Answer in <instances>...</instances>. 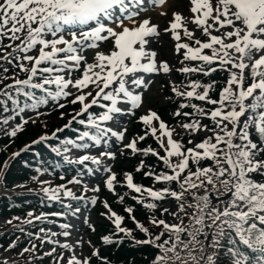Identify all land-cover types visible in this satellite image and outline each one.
<instances>
[{"label":"snow or ice","instance_id":"obj_1","mask_svg":"<svg viewBox=\"0 0 264 264\" xmlns=\"http://www.w3.org/2000/svg\"><path fill=\"white\" fill-rule=\"evenodd\" d=\"M179 2L184 14L174 11L162 29L174 37L172 55L164 58L157 55L159 26L142 13L165 0H0V61L14 64L11 77H0V135L8 141L2 148L38 122L26 113L39 117L50 114L40 111L49 104L50 111L79 104L66 124L30 141L49 143L55 154L30 179L51 201L99 202L100 217L111 225L99 236L101 246L91 239L70 243L69 224L62 232L41 227L31 237L41 248L53 245L40 252L52 264H113L101 248L124 239L153 246L149 264H264V0ZM153 73L167 80L174 125L151 109L137 116ZM133 117L142 127L129 134ZM74 123V136L51 144ZM29 147L10 153L0 172ZM117 162L124 164L119 172ZM57 171L63 183L41 179ZM102 186L119 210L100 198ZM69 212L81 209L67 203L53 215ZM48 215L33 209L23 219L31 224ZM17 247L12 240L7 250ZM37 251L30 239L16 256L31 264ZM0 264L20 262L3 256Z\"/></svg>","mask_w":264,"mask_h":264},{"label":"rangeland","instance_id":"obj_2","mask_svg":"<svg viewBox=\"0 0 264 264\" xmlns=\"http://www.w3.org/2000/svg\"><path fill=\"white\" fill-rule=\"evenodd\" d=\"M146 3H148V0ZM187 3L190 4V0H187ZM161 6L162 7L154 6L151 10L143 12L142 16L143 17H151L152 22L156 23L159 26V30L161 31V35L158 38V42H159V50L157 51L158 57L170 58L172 55L174 37H170L167 33H164L162 31V29L165 27L166 22H170L171 19H174V16H173L174 11H179L183 15L185 12V6H184V4L180 3L179 0H169L166 7H164V5H161ZM189 11H190V9H189ZM161 13H165V14L161 15ZM152 47H153V50H157L155 45H152ZM0 55H3V53H0ZM92 56H93V52L88 51L87 57L89 60H91ZM5 68L8 69L7 73L4 72ZM13 69H14V64H9V63H5L3 61H0V77H4L5 75L11 77ZM16 71L18 72V70H16ZM18 74L20 75V78H23L22 73L18 72ZM149 75L152 78L153 82H152L150 88L145 91L144 104H143V107L140 108L139 111L137 112V116L140 114H143L145 109H151V110H155V111L160 109V110H163L164 112H169L168 111L170 108L169 104L172 102L171 100L168 99V97L172 94L170 93L169 88L165 86L167 83L165 76H163L161 73H153V74H149ZM174 78L177 81L180 80V77H176L175 74H174ZM4 83H11V79H5ZM0 85L3 86V84H0ZM76 108L77 109L79 108V104L77 105ZM170 110H171V108H170ZM62 111L65 113V116L63 118H61L59 114H56V113L51 114V112H50V114H46V115L39 116V117H37L34 113H31V112L26 113V115H32L33 119H36L38 122L35 124L32 123L33 126H30V127H29V125H30V123H29L26 126V130L24 132L30 133V131L33 132L32 130H34V131L37 129L39 130L40 127L45 128L43 126V123H41V121H46L47 125H48L47 127L51 128V129H49V130L43 129L42 130L43 132L40 135L44 134L45 132L53 131L56 127H60L62 124H64L69 118L68 114H70L72 112L71 111V112L67 113V111L65 109ZM46 113H49V112H46ZM169 113L166 115H169ZM135 120H136V118L133 117L130 120H128V122L126 124V126L130 130L129 134H131L133 130H137V129L141 128V125L135 123ZM174 137H175V133H174ZM5 141H7L6 137H4L2 140H0V143L5 142ZM14 151H17V147L14 145V143H12V144L8 145L6 151L2 149V150H0V153L1 154L4 153L7 157L5 159H8L10 153H12ZM3 161L0 164H2ZM122 167H124V164L122 162H117L116 165L114 166L113 170L119 172ZM12 169H13V167H12ZM12 173L13 172H11V174ZM4 176H5L4 172H0V182H2V183H0V188H3L4 186L6 187L7 182H10V188H12L13 190H18V189L22 188V189L27 190L28 193L36 195L40 199H47L40 192L41 186L37 182L28 181L26 183H23V182L17 181V180L11 182V180H10L11 175H9L8 179L2 180L4 178ZM41 179L51 180L53 184H59V183L64 182L63 180L60 179V175H57V174H44V175H41ZM92 180L94 183L97 182L95 177H93ZM1 184H2V186H1ZM17 184H22L23 187H17L16 186ZM70 187H73V190L76 192L77 195L80 194V189L78 186L73 185ZM86 195L91 196V195H94V193L89 192ZM109 196L110 195L107 194V190L104 189L102 186L100 198L104 199V198L109 197ZM66 199L67 198H65V200ZM46 201L47 202H59V201H51L49 199H47ZM52 204H54V203H52ZM80 209H81V212L79 214L72 215V213L70 212L68 214L69 217L66 219V221H67L66 223H68L69 225L72 226L70 229H68L71 232V236L68 238L69 242L74 243L77 239H84V240L91 239L93 244H96L97 246H101L100 243L96 240V238L94 236V234H96V233H92L88 229V225H87L86 221L90 220L92 223H94L96 225L97 228L99 227L100 223H105L99 215V213L103 211L102 205L99 202L95 205H93L90 202V205L86 204L84 207H81ZM6 221H7L6 218H3L0 216V228L1 229H11L13 226L16 225V223H18V222L23 223V218L21 217L20 220L12 219L11 223H6ZM33 222H34L36 230L30 231L26 234V239L21 241V243H23V244L19 245L17 252H19L21 248L28 247L29 244H27L26 242L28 241V238H31V240H33V243H36L37 247H38V251L34 254L35 258L33 261L36 262V264H43V263L44 264H52V261L50 258H42L40 256V252L47 251L51 245H49V244L45 245L44 244L43 247L41 248L39 246L38 240L36 241V239L32 238L31 234L38 232L41 227L47 229V227H45L47 225H49L48 229H51L53 232H62L64 229L62 228V226H60V229L57 228V226L54 223H51V224H44L43 223V224H41L42 221H37V222L33 221ZM66 223H64V224H66ZM57 229H59V230H57ZM57 238L60 239L61 241H63L65 239L63 236H59ZM56 248H58L56 250L57 252L62 251V249L60 247L57 246ZM84 251H85V254H87L90 251L87 244H85V246H84ZM17 252H15V251L9 252L7 250V247L3 248L0 251V258H2L3 256H10L12 258L19 259L20 257L16 256ZM26 255L27 254H25V256Z\"/></svg>","mask_w":264,"mask_h":264},{"label":"trees","instance_id":"obj_3","mask_svg":"<svg viewBox=\"0 0 264 264\" xmlns=\"http://www.w3.org/2000/svg\"><path fill=\"white\" fill-rule=\"evenodd\" d=\"M0 87L3 86L0 85ZM173 106L176 107L175 104ZM0 114H3L2 109H0ZM30 126H33V124L30 123L29 127ZM40 128L39 130H32L33 132L30 131V133L24 132L19 134L14 141V145L17 147V150L23 148L24 144H30L31 140L36 139V137L43 132V129H51L48 127ZM74 135L75 133L67 131L61 134L60 136L64 138L65 136L71 137ZM3 138L4 136L0 135V140H2ZM6 143L7 141L0 143V150L3 149L2 146ZM54 156L55 155L51 153L50 150L43 144H31V147H29V149L20 152V155L18 157L10 160V167L7 168L6 174L4 172L5 176L2 180L8 179L9 175H11V182L17 180V178H19L20 180H29V175L35 173L36 168L41 167L45 160H47L48 163H51L52 158ZM5 158H7L6 155L4 153H0V163ZM55 158L58 159L57 157ZM25 161H27V163H25ZM132 163H135V161H133ZM11 172L13 173L11 174ZM143 183L150 185L151 181L145 178L143 180ZM157 186L159 187V185ZM213 193L215 196L214 198L211 197V192L209 193V195L211 199L215 201L217 199V194L215 192ZM29 200L32 201L31 205L28 204ZM113 205L118 206L115 201ZM28 207H32L34 210L44 213L54 212L57 208L60 211L64 210V207L62 205L59 206V209V207L55 208L53 206L43 203L42 201H38V199L34 196L28 195L25 189L20 188L18 190H13L12 188H10V182H7L6 187L4 186L3 188H0V216L10 218L11 220L13 219V217L16 216L24 218L27 214ZM136 215L137 219L141 221L145 220V215L142 212L138 211ZM43 223L44 222H42L41 224ZM127 226H132V222L130 220L127 221ZM109 228H111V226H104L103 224L102 226H99L97 228L96 238L100 240V234L105 233L106 229ZM29 230H35L34 222H32L31 224H27L24 223V219L23 223L18 222L11 229L0 228V251L3 248H6L8 243L12 240H16L18 241V244H22L21 241L26 236L25 232ZM155 230L158 229H154V231ZM21 234L23 235V237L19 236ZM101 251L103 255H107L109 257L113 264H149L155 254V249L153 246L137 245L130 239H124L122 243L116 244L115 246H103L101 248ZM17 260H19L20 264H25L23 258L20 257Z\"/></svg>","mask_w":264,"mask_h":264},{"label":"bare ground","instance_id":"obj_4","mask_svg":"<svg viewBox=\"0 0 264 264\" xmlns=\"http://www.w3.org/2000/svg\"><path fill=\"white\" fill-rule=\"evenodd\" d=\"M169 2V0H165V4H164V7H166L167 6V3ZM160 7H162V6H160Z\"/></svg>","mask_w":264,"mask_h":264}]
</instances>
